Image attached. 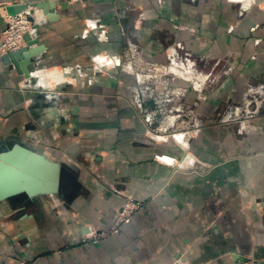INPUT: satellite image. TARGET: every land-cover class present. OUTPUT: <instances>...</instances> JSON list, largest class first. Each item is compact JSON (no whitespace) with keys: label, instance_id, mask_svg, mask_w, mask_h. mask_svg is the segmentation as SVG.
Here are the masks:
<instances>
[{"label":"crops","instance_id":"1","mask_svg":"<svg viewBox=\"0 0 264 264\" xmlns=\"http://www.w3.org/2000/svg\"><path fill=\"white\" fill-rule=\"evenodd\" d=\"M42 2H54L55 21L31 8ZM19 5L42 19L30 74L68 68L77 85L44 101L17 89L23 76L0 61V153L17 144L61 168L59 193L0 201V264L264 261V111L243 135L218 123L227 103L264 85V0H0V31L6 8ZM131 52L155 69L180 67L213 83L196 106L202 127L190 141L207 171L158 161L180 154L143 136L128 90L139 76L104 70L96 59L120 66ZM122 196L142 209L119 233L86 241L108 230Z\"/></svg>","mask_w":264,"mask_h":264},{"label":"rangeland","instance_id":"2","mask_svg":"<svg viewBox=\"0 0 264 264\" xmlns=\"http://www.w3.org/2000/svg\"><path fill=\"white\" fill-rule=\"evenodd\" d=\"M32 11L31 14L33 18L36 19V10ZM1 19L4 22V28L0 31V41H12L14 35L17 34V27L8 23L3 15H1ZM41 20L40 18L37 23ZM30 22L32 23L33 20ZM22 45H24L23 38L19 46L21 47ZM8 52L9 51L4 52L0 49V56ZM132 54L131 52L128 57L124 56L120 66L117 65L115 59H109L108 56L107 59H100V57L96 59L97 61H103L102 67H104V70L123 69L129 73H133L135 77L136 75L139 76V81H137L134 86L129 87L128 90L131 102L137 111L138 117L145 125L143 136L147 140L157 144L171 142L176 146L175 148L179 150L180 154L178 158L166 156V160H163V157H161L158 161L167 167L175 168V170L191 173L207 171L208 167L203 166V164H201L190 152V141L199 134L202 127V121L196 114V106L199 102L206 100L207 90H209L213 83H210V81L207 80L208 78L201 77L194 72L186 74V71L180 67L155 69L145 62L134 60ZM7 67H11V70H15L13 66H6L3 68ZM172 69H176L178 72L175 73ZM54 70L62 80H52L51 83L49 80H46L48 79L47 73ZM31 73L32 74L29 75L28 78H24L17 83V89L20 91L37 92L44 101H56V98L63 94L61 90L62 86L77 85L76 77L71 76V72L68 68H36L31 71ZM176 80L178 82H174ZM41 81L43 83H40ZM181 81L183 83H181ZM185 83L188 85L187 88L186 85H184ZM156 85L160 86V94H156ZM189 92L195 94L194 100L185 103L184 98ZM222 111L223 112L219 114L218 123L221 125L232 124L237 127L236 134L243 135L247 132L246 130L249 122L258 118L261 112L264 111V85L247 87L240 102L235 105L227 103ZM128 203H130L131 206L127 207L126 205ZM142 207V202L129 196H122V204L108 230L93 232L86 238V241L96 243L99 239L119 233L121 227L128 224L131 218L139 212ZM123 210L127 213L122 216L121 213ZM245 259L246 261L237 264H257L258 262V260L250 258ZM16 264L30 263L17 260Z\"/></svg>","mask_w":264,"mask_h":264},{"label":"water","instance_id":"3","mask_svg":"<svg viewBox=\"0 0 264 264\" xmlns=\"http://www.w3.org/2000/svg\"><path fill=\"white\" fill-rule=\"evenodd\" d=\"M54 2L33 4L31 8L43 10L48 21H55ZM27 9L26 5L9 6L7 15L14 16ZM31 21V19H30ZM32 33L23 36L24 46L14 52L0 56L3 67L13 66L15 71L29 77V68L34 64V57L41 51L36 38ZM61 168L49 163L43 156H39L20 145H13L10 150L0 153V201H7L17 195L24 194L28 197L59 193ZM237 263L246 261L245 258L234 256ZM257 264H264L258 261Z\"/></svg>","mask_w":264,"mask_h":264},{"label":"built area","instance_id":"4","mask_svg":"<svg viewBox=\"0 0 264 264\" xmlns=\"http://www.w3.org/2000/svg\"><path fill=\"white\" fill-rule=\"evenodd\" d=\"M30 10H32V9H30ZM3 17L5 18L6 21H8V23L15 25V27H17L18 30H17V34L14 35L12 41H4V42L0 41V49L4 52L5 51L14 52L20 48L19 45L21 43L23 36L27 33H32V29L25 28L24 21H26L28 23V26L31 27L34 24H36L35 19L33 18V15L30 14V11L29 12L23 11L19 14L14 15V16H9L5 13V15H3ZM30 19L33 20L32 23L29 21ZM126 206L129 207V206H131V204L128 203ZM125 213H127V212L123 210L121 215L123 216ZM121 215H120V217H121Z\"/></svg>","mask_w":264,"mask_h":264},{"label":"bare ground","instance_id":"5","mask_svg":"<svg viewBox=\"0 0 264 264\" xmlns=\"http://www.w3.org/2000/svg\"><path fill=\"white\" fill-rule=\"evenodd\" d=\"M26 12L28 11V10H25ZM30 11V14L32 13V11L31 10H29ZM28 11V12H29ZM37 14H35L36 15V19H35V22H37L40 18H41V15H39L40 13L39 12H37V11H35ZM24 25H25V28H30V29H32V26L30 27V26H28V23L26 22V21H24ZM26 32V31H25ZM29 75H31L30 74V72H29ZM43 76V75H42ZM41 76V77H42ZM40 77V78H41ZM45 77H46V75H45ZM44 77V78H45ZM47 77H48V79H46V80H49V82H51L52 80L53 81H59L61 78L59 77V75L57 74V72H55V70L54 71H51V72H48L47 73ZM42 80V79H41ZM62 80V79H61ZM48 82V83H49ZM40 83H43L42 81L40 82ZM45 83V82H44ZM52 83V82H51ZM54 83V82H53ZM46 85V84H45ZM148 132V131H147Z\"/></svg>","mask_w":264,"mask_h":264}]
</instances>
